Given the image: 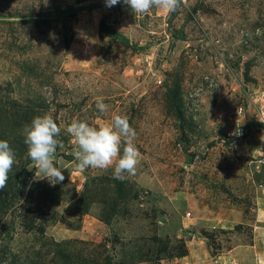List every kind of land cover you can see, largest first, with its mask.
Masks as SVG:
<instances>
[{"label": "rangeland", "instance_id": "obj_1", "mask_svg": "<svg viewBox=\"0 0 264 264\" xmlns=\"http://www.w3.org/2000/svg\"><path fill=\"white\" fill-rule=\"evenodd\" d=\"M257 28L264 0L145 14L123 0H0V139L25 179L0 211V264H264V35H244ZM44 113L62 130L54 185L21 135ZM113 114L140 152L123 179L80 170L64 131Z\"/></svg>", "mask_w": 264, "mask_h": 264}, {"label": "clouds", "instance_id": "obj_2", "mask_svg": "<svg viewBox=\"0 0 264 264\" xmlns=\"http://www.w3.org/2000/svg\"><path fill=\"white\" fill-rule=\"evenodd\" d=\"M120 0H105L106 7L118 4ZM134 14H145L153 8H162L169 13L177 11L182 0H123ZM248 39L264 35V29L257 28L255 33L244 34ZM96 108L100 114H107L109 106L103 97H97ZM61 127L54 118L44 113L36 115L30 123L23 125L21 135L27 147V157L32 161L38 179H47L50 184L62 182L65 177L62 167L54 162V154L63 148L58 137ZM71 137L76 148L73 152L80 170L87 168L107 170L113 168V176L123 179L124 173L134 175L140 162V152L135 145L136 131L126 115L113 114L111 123L100 127L91 126L85 120L74 119L64 129ZM16 163V153L7 140L0 139V190L7 186L9 173Z\"/></svg>", "mask_w": 264, "mask_h": 264}, {"label": "trees", "instance_id": "obj_3", "mask_svg": "<svg viewBox=\"0 0 264 264\" xmlns=\"http://www.w3.org/2000/svg\"><path fill=\"white\" fill-rule=\"evenodd\" d=\"M74 12H75L74 7H70L68 10H65L61 13H57L54 15L49 14L48 17H54V18L66 17V16L73 15ZM105 30L108 31V29H105ZM109 34L113 37H120L125 42H128V38L122 35L121 33H118L116 31H109ZM0 136L6 138V135L3 134V131H0ZM11 179H13L14 181H11ZM19 180L21 181L20 183H22L23 180L25 181L24 173H21V171H18V170L16 171V169H14V171H11L9 173V179L7 181V186L3 190H0V211H2L6 206H8V204H10V202L12 201V199L16 196L18 192L20 193L21 186L18 185Z\"/></svg>", "mask_w": 264, "mask_h": 264}, {"label": "crops", "instance_id": "obj_4", "mask_svg": "<svg viewBox=\"0 0 264 264\" xmlns=\"http://www.w3.org/2000/svg\"><path fill=\"white\" fill-rule=\"evenodd\" d=\"M228 259H229V258H228ZM228 259H227V260H228Z\"/></svg>", "mask_w": 264, "mask_h": 264}]
</instances>
